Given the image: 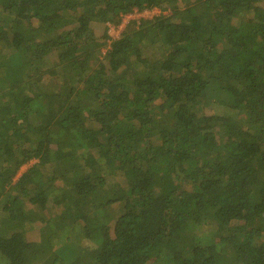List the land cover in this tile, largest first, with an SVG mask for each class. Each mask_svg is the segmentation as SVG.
Returning <instances> with one entry per match:
<instances>
[{"label":"trees","instance_id":"obj_1","mask_svg":"<svg viewBox=\"0 0 264 264\" xmlns=\"http://www.w3.org/2000/svg\"><path fill=\"white\" fill-rule=\"evenodd\" d=\"M0 264H264V0H0Z\"/></svg>","mask_w":264,"mask_h":264},{"label":"built area","instance_id":"obj_2","mask_svg":"<svg viewBox=\"0 0 264 264\" xmlns=\"http://www.w3.org/2000/svg\"><path fill=\"white\" fill-rule=\"evenodd\" d=\"M166 11H162L158 7H154L152 9H143V10H138L135 9L133 12L128 13L122 17V21H124L121 25L122 30L125 28V26L131 21V20H137L141 17L143 18H151L153 16H157L160 13H165ZM123 26V27H122ZM121 30V31H122Z\"/></svg>","mask_w":264,"mask_h":264},{"label":"rangeland","instance_id":"obj_3","mask_svg":"<svg viewBox=\"0 0 264 264\" xmlns=\"http://www.w3.org/2000/svg\"><path fill=\"white\" fill-rule=\"evenodd\" d=\"M165 11L168 12V10H165ZM165 13H166V12H165ZM123 22H124V21H121V23H120L118 26H114V25H112L111 27H109V29H108V33H109L110 35L117 36V34L120 33L121 30H122L121 25H122ZM108 25H109V24H108ZM122 27H123V26H122ZM31 163H33V161H31L30 163H28V165H24V166L20 169V172H23L24 170H26V169L29 167V165H31ZM28 235H29V234H28ZM33 236L37 237V235H33Z\"/></svg>","mask_w":264,"mask_h":264}]
</instances>
